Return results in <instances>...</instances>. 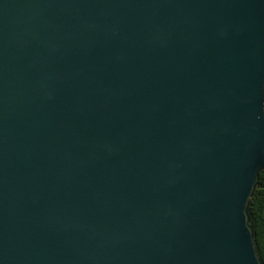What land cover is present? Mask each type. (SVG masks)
Here are the masks:
<instances>
[{
  "label": "water",
  "instance_id": "obj_1",
  "mask_svg": "<svg viewBox=\"0 0 264 264\" xmlns=\"http://www.w3.org/2000/svg\"><path fill=\"white\" fill-rule=\"evenodd\" d=\"M264 0H0V264H264Z\"/></svg>",
  "mask_w": 264,
  "mask_h": 264
},
{
  "label": "trees",
  "instance_id": "obj_2",
  "mask_svg": "<svg viewBox=\"0 0 264 264\" xmlns=\"http://www.w3.org/2000/svg\"><path fill=\"white\" fill-rule=\"evenodd\" d=\"M256 245L264 263V170L259 172L258 186L250 203Z\"/></svg>",
  "mask_w": 264,
  "mask_h": 264
}]
</instances>
